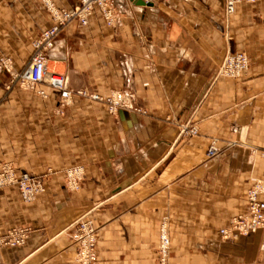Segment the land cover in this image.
<instances>
[{
    "label": "crops",
    "instance_id": "1",
    "mask_svg": "<svg viewBox=\"0 0 264 264\" xmlns=\"http://www.w3.org/2000/svg\"><path fill=\"white\" fill-rule=\"evenodd\" d=\"M112 6L115 26L99 12L86 26L71 24L47 67L73 91L126 92L133 108L112 115L74 96L60 112L57 91H7L11 76L0 72V162L46 176L31 203L16 186L0 189V234L30 229L22 246L0 249V264H79L72 225L85 217L98 228L95 264H157L163 223L170 264H264V228L230 240L220 233L264 180V0L233 15L226 0ZM52 24L42 0H0V58L22 72ZM238 53L249 57L248 71L222 75ZM191 126L198 134L183 136ZM213 142L220 153L208 158ZM75 166L84 181L71 191L65 173Z\"/></svg>",
    "mask_w": 264,
    "mask_h": 264
},
{
    "label": "built area",
    "instance_id": "2",
    "mask_svg": "<svg viewBox=\"0 0 264 264\" xmlns=\"http://www.w3.org/2000/svg\"><path fill=\"white\" fill-rule=\"evenodd\" d=\"M260 1L226 0L227 14L233 15L236 7L241 3L257 4ZM42 4L53 24L50 28L42 31L40 36L33 41L34 53L27 67L22 72H16L9 59L0 58V72H6L11 76L6 90L12 91L13 88L19 87L34 92L42 98H47L48 94L40 86H48L59 94L60 112L71 105L74 96L101 102L106 105L112 115L133 108V97L126 92L121 91L109 96H102L88 89L73 91L68 85L67 78L50 72L47 67L48 53L54 48L60 34L71 24L76 22L86 26L92 16L99 12L109 26L116 25L118 19L116 10L112 6V0H77L70 8L59 7L52 0H42ZM249 68L250 60L247 54L238 53L226 59L221 68V74L238 78ZM198 132L195 126L185 127L183 136H195ZM219 153V148L213 142L207 151L208 158H214ZM65 176L66 187L69 190L77 191L82 187L84 181L83 167H71L67 169ZM45 177L20 171L11 162H0V189L16 186L24 203L35 201L44 192ZM246 196L245 210L235 216L228 227L220 230L224 240H230L236 236H249L264 228V180H255L247 190ZM72 228V240L77 246V262L79 264H95L98 260V228L93 220L88 217L81 218L72 225ZM29 234V228H13L4 234H0V249L6 246H22ZM170 252L171 240L167 225L163 223L160 227L157 264H170Z\"/></svg>",
    "mask_w": 264,
    "mask_h": 264
},
{
    "label": "water",
    "instance_id": "3",
    "mask_svg": "<svg viewBox=\"0 0 264 264\" xmlns=\"http://www.w3.org/2000/svg\"><path fill=\"white\" fill-rule=\"evenodd\" d=\"M132 1H136V4H138V5H145L144 0H132Z\"/></svg>",
    "mask_w": 264,
    "mask_h": 264
},
{
    "label": "rangeland",
    "instance_id": "4",
    "mask_svg": "<svg viewBox=\"0 0 264 264\" xmlns=\"http://www.w3.org/2000/svg\"><path fill=\"white\" fill-rule=\"evenodd\" d=\"M246 54V53H245ZM65 181H66V176H65ZM68 189V188H67ZM158 260V259H157Z\"/></svg>",
    "mask_w": 264,
    "mask_h": 264
}]
</instances>
